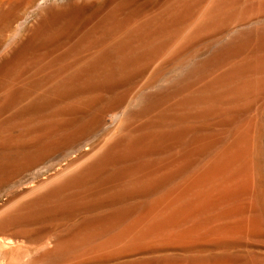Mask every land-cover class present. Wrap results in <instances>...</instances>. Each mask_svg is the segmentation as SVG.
Returning a JSON list of instances; mask_svg holds the SVG:
<instances>
[{"label": "bare ground", "instance_id": "1", "mask_svg": "<svg viewBox=\"0 0 264 264\" xmlns=\"http://www.w3.org/2000/svg\"><path fill=\"white\" fill-rule=\"evenodd\" d=\"M16 148L7 175L48 177L3 207L58 210L1 216L4 264L130 215L112 255L82 262L264 264V0H0V150ZM81 176L94 185L61 190Z\"/></svg>", "mask_w": 264, "mask_h": 264}, {"label": "rangeland", "instance_id": "2", "mask_svg": "<svg viewBox=\"0 0 264 264\" xmlns=\"http://www.w3.org/2000/svg\"><path fill=\"white\" fill-rule=\"evenodd\" d=\"M31 17H32V13H29V15L27 16V19H25V20L27 21V20L31 19ZM19 32L22 33V30L21 31H18V33ZM18 33L13 38V41H17V40L20 39L19 37H21V33L20 34H18ZM18 35H20V36H18ZM20 152H23V150L21 148H16L15 150H8L5 153L0 150V214H1L0 217L1 216H8L9 217V216H18V215L19 216H25V214H28L29 213L31 216L35 217V219L33 218V222H31V223L38 224L40 222H46L48 220V218L52 214L56 213L57 210H58L57 209L58 207H56L54 204L52 205L51 203H46V202H43L42 203V202H39V203H36V204L34 203L33 205H31L29 207H27L28 205L26 206V205H23V204H16V205L15 204H12L11 206H6V207L4 206L3 207L4 203L8 200L9 197H12V196H15L16 195L17 198H21L23 195H25V192L24 191H26L29 188H32L33 185L34 186L36 185L35 184L36 181H38L39 179H44L45 177H48V176H44V175L39 176L38 175V171H39L38 168L37 169H34V170H23V171L19 172L15 176L7 175L8 171L9 170L11 171V169H12L10 167H13V166L16 167V165H17L18 162L27 159L26 157H23V156L20 157L21 156V155L19 156ZM259 158H260V160H259ZM259 158L256 160V163H255V166L256 167L255 168H257V171H259L260 170V167H261V171L263 172L262 174L264 175V153L261 154ZM49 164H50V162H47L45 165H49ZM261 177L262 176H260V175L254 176V178L256 179L257 182H260ZM77 181L79 183H77ZM80 181H81L82 184L80 183ZM87 183L89 184V186H88ZM93 183H95V182H92L91 183L90 180L88 181V178H85V177H82L81 176V178L79 177L76 181H74L71 184L65 186L61 190H63L64 192H67V191L68 192H70V191L71 192L72 191H76V192L77 191H79V192H82L83 191L84 192L85 190L88 189V187L94 185ZM96 184H97V182H96ZM257 191L262 192L263 191V188L261 187ZM79 192H78V194H83V193H79ZM158 192H160V190ZM43 204H44V206H43ZM53 208L55 209V211H54ZM27 210H29V212ZM2 211H4V212H2ZM13 212H14V214H13ZM37 213L38 214H41V215H38ZM44 214H46V215L44 216ZM133 217H135V215H133V216L130 215L128 217V220L127 221L121 220L117 224V227L114 226V227H116L115 228L116 230L113 227L112 231H110V232L107 231L104 234H96L95 236H92V237L88 238L87 243H85L84 245L78 246L77 249H73L74 251L71 250V251H69L67 253L64 252L62 254H59L57 257H55V256L54 257H51L49 260L46 259V260H41L39 262L32 260V259H34L38 255L37 251H35L37 244H33V245H30V244L27 245V244H25L26 248H23V250H21V251H16V250H13L11 247H7V249L6 248L4 249V251L7 252V253H5V255H6V258L12 260V264H35V262H36V264L37 263L38 264H41V263L42 264H49V262H50V264H70V263H72V262H74L76 260L80 261L81 262L80 264H85L82 261L84 259H86V258L94 257V256H105V255H110V254L112 255L113 249H115L116 246L113 247V249H112L111 252H107L106 249H105V247H106L105 244H106V242L109 239V235L115 234L116 232L117 233L118 232H121V230L123 229V227L125 226V224H130V222H132ZM37 218H39V219L36 220ZM79 220L80 219H78L77 221H79ZM37 221H39V222H37ZM78 224H79V222H78ZM0 230H1L0 231V237H2V236H8L13 231V229L7 230L5 228L4 229L3 228H0ZM100 235H102V236L100 237ZM98 239H100V240H98ZM116 239H128V238L127 237H120V238L115 237L114 240H116ZM96 240L98 241L97 243L95 242ZM91 242H93V243H91ZM88 243H89V245H88ZM92 247H101L103 250L100 251L99 253H92V252H90V249ZM207 252L204 251V252H202V254H207ZM1 254H2V252L0 251V261H1L0 263L1 264L2 263L4 264V262H5L6 259L3 258L1 256ZM13 254H15L14 257H12ZM24 258H26L25 263H23L21 261V260H24ZM132 259H134V260H132ZM135 259H137V260H135ZM120 260H115V261H112V262H110L108 264H133L136 261L144 260V258L136 257V258L120 259ZM130 260H132V261H130ZM26 261H27V263H26Z\"/></svg>", "mask_w": 264, "mask_h": 264}]
</instances>
